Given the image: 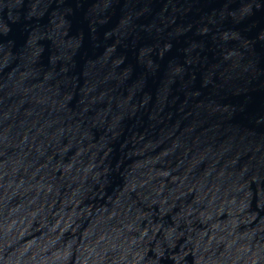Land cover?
<instances>
[{
  "label": "water",
  "instance_id": "water-1",
  "mask_svg": "<svg viewBox=\"0 0 264 264\" xmlns=\"http://www.w3.org/2000/svg\"><path fill=\"white\" fill-rule=\"evenodd\" d=\"M0 264H264V0H0Z\"/></svg>",
  "mask_w": 264,
  "mask_h": 264
}]
</instances>
